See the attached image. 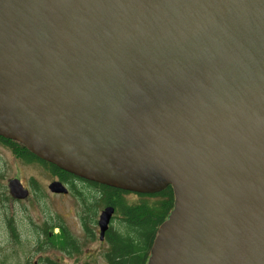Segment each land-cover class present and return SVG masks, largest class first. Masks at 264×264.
I'll list each match as a JSON object with an SVG mask.
<instances>
[{
	"label": "water",
	"instance_id": "1",
	"mask_svg": "<svg viewBox=\"0 0 264 264\" xmlns=\"http://www.w3.org/2000/svg\"><path fill=\"white\" fill-rule=\"evenodd\" d=\"M0 136L94 183L171 186L148 264H264V0H0Z\"/></svg>",
	"mask_w": 264,
	"mask_h": 264
},
{
	"label": "trees",
	"instance_id": "2",
	"mask_svg": "<svg viewBox=\"0 0 264 264\" xmlns=\"http://www.w3.org/2000/svg\"><path fill=\"white\" fill-rule=\"evenodd\" d=\"M0 141L18 160L26 164H38L55 180L68 185L69 191L81 203V222L87 240L92 242L99 240L94 229L97 226L100 210L107 207L115 209L111 225L105 234V241L101 243L107 246L103 255L106 264H148L158 229L169 218L175 207V194L171 186L158 194L131 193L94 183L63 171L40 159L17 141L1 136ZM33 189L41 193L35 182ZM9 227L17 242L15 228L11 224ZM56 228L60 229V233H54ZM37 247L39 252L56 250L70 258L78 259L82 253L83 244L70 233L66 226L48 223L46 229L40 234ZM40 262L41 264H60L49 258ZM75 263L80 264L79 261ZM0 264H6V262L0 261ZM26 264L32 263L27 261Z\"/></svg>",
	"mask_w": 264,
	"mask_h": 264
},
{
	"label": "rangeland",
	"instance_id": "3",
	"mask_svg": "<svg viewBox=\"0 0 264 264\" xmlns=\"http://www.w3.org/2000/svg\"><path fill=\"white\" fill-rule=\"evenodd\" d=\"M13 179L20 180L30 190L27 199L21 201L12 197L8 185ZM53 181L55 178L38 164H26L0 147V261H5L6 264H26L27 261L41 264L40 261L49 258L53 261L61 259L58 261L60 264H76L75 261L80 264H106L103 258L107 250L106 244H101L99 240L89 241L83 235L80 201L71 192L59 195L51 193L49 185ZM34 182L41 193L34 191ZM48 223L66 226L83 244L78 259L56 250L46 253L37 250L40 234ZM9 224L15 228L17 242ZM94 230L97 234L98 227Z\"/></svg>",
	"mask_w": 264,
	"mask_h": 264
},
{
	"label": "flooded vegetation",
	"instance_id": "4",
	"mask_svg": "<svg viewBox=\"0 0 264 264\" xmlns=\"http://www.w3.org/2000/svg\"><path fill=\"white\" fill-rule=\"evenodd\" d=\"M0 147H1L2 149H4V150H8V151L10 152V150L6 147V145H5L3 142H1V141H0ZM64 185L69 189L68 185H66V184H64ZM55 231L57 232L56 234L60 233V229H58V228H56ZM83 235H85V234L83 233ZM97 235H99V230H98V232H97ZM105 236H106V235H105ZM104 241H105V240H104ZM104 241H103V242H104ZM58 261H61V259H58Z\"/></svg>",
	"mask_w": 264,
	"mask_h": 264
}]
</instances>
